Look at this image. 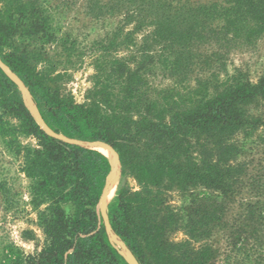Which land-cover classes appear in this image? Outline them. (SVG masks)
I'll return each instance as SVG.
<instances>
[{"label":"trees","instance_id":"1","mask_svg":"<svg viewBox=\"0 0 264 264\" xmlns=\"http://www.w3.org/2000/svg\"><path fill=\"white\" fill-rule=\"evenodd\" d=\"M87 5L95 15L123 14L128 21L137 17L140 26L152 25L153 39L178 44L179 55L191 52L187 43L213 31L215 23L224 35L247 42L264 34V0H87ZM120 29L108 44L119 43ZM18 36L32 37L31 49L17 44ZM40 39L68 50L69 38L55 35L35 0H0V61L28 89L46 126L72 140L52 135L38 123L0 65V111L16 120L18 134L37 140L36 146L18 142L17 151L29 180L28 205L45 237L34 254L5 244L0 264H130L110 242L98 213L111 164L86 144L94 141L108 144L119 158L121 184L108 221L138 264H211L217 255L211 244L195 248L190 239L177 242L170 235L183 227L198 239L196 225L215 227L222 207L199 205L182 215L167 203L161 187L202 185L225 197L232 194L240 170L228 163L236 147L227 140L249 124L246 106L264 99V74L256 82L235 80L213 94L204 91L186 106H174L143 98L145 80L138 68L112 59L107 79L91 92L90 102L79 103L60 93L59 75L37 69L43 47L34 45ZM257 123L262 122L253 121ZM129 176L138 190L126 184ZM5 184L0 180L6 198L11 192Z\"/></svg>","mask_w":264,"mask_h":264},{"label":"rangeland","instance_id":"2","mask_svg":"<svg viewBox=\"0 0 264 264\" xmlns=\"http://www.w3.org/2000/svg\"><path fill=\"white\" fill-rule=\"evenodd\" d=\"M35 1L48 16L55 35L69 38L68 50L55 41L40 39L36 42L34 46L43 47V59L37 62V69H48L53 76L59 75L60 93L79 103L90 102L91 92L107 79L112 59L124 61L129 68H138L145 80L141 85L143 98L166 104L175 102L174 106H186L204 91L213 94L234 84L235 80L256 82L264 74V34L247 42L224 35L220 25L215 23L213 31H203L201 38L187 43L186 48L190 47L191 52L179 55L178 44L164 39L155 41L153 26L146 25L148 23L138 25L137 17L128 21L123 14L113 17L95 15L91 13L87 0ZM117 27H121L119 43L110 45L108 38L115 36ZM128 33L131 34L127 39L124 35ZM15 40L17 44H29L30 49L33 46L32 37L18 36ZM16 84L26 107L35 114L28 89L23 85L24 93L22 83ZM246 113L249 124L227 140L236 147L235 155L228 163L234 166V170H240L234 174L237 177L230 196L225 197L202 185L186 190L175 186L161 187L167 203L182 215L199 205L222 207L220 222L217 221L215 227L196 225L194 236L198 234V239L192 238L193 235L183 227L170 235L177 242L190 239L195 248L211 244L217 250L211 264H264V99L249 103ZM253 121L262 123L254 125ZM14 124V118L0 111V180H4L11 192L5 198L0 189V249L13 243L25 254H34L42 248L45 237L37 225L36 212L28 205L29 180L20 169L22 157L17 150L18 142L36 146L37 140L18 134L13 129ZM101 148L97 150L102 152ZM198 149L196 145V157ZM118 167L119 178L114 194L107 198L104 210L100 203L97 206L104 225L106 221L102 213L105 212L108 221L107 211L121 184L120 163ZM126 184L132 190L139 189L130 176ZM110 242L123 254L124 249L119 244Z\"/></svg>","mask_w":264,"mask_h":264},{"label":"water","instance_id":"3","mask_svg":"<svg viewBox=\"0 0 264 264\" xmlns=\"http://www.w3.org/2000/svg\"><path fill=\"white\" fill-rule=\"evenodd\" d=\"M0 65L6 70L7 73H9V75L11 76V78L15 79L16 82H21L15 75H13L3 64L0 63ZM22 83V82H21ZM23 86V83L21 84ZM23 92L25 93L24 91V86H23ZM29 97V100L31 101V104H32V98L30 95H28ZM33 105V109H34V112L35 114H33V116L36 118V120L38 121V123L40 125H42V127L50 134L52 135H55L59 138H63L67 141H72V140H68L66 139L64 136L62 135H56L55 133H53L47 126L46 124L43 122L39 112H38V109L36 108V106L34 104ZM74 142H77V143H81V144H85V143H82V142H79V141H74ZM89 147L91 148H95V149H98V146H105L107 148H109L113 154L115 155V162H110L111 164V170H110V173L107 177V181H106V185H105V188H104V191H103V194L100 198V201L99 203L101 204V207L102 209L104 210V207H105V204H106V200H107V196H108V193H109V190L110 188L112 187L113 185V181H114V178H115V175L116 173L118 172V166H119V158L116 154V152L106 143L104 142H100V141H94V142H89V143H86ZM103 214V217H104V220L106 221V232L110 238L111 241L119 244L130 256L131 260H132V263L130 262V264H138V262L136 261V259L134 258V256L130 253V251L127 249V247L125 246V244L119 240V238L112 232L111 230V227H110V224L109 222L107 221L106 219V214L105 212L102 213ZM123 255V254H122Z\"/></svg>","mask_w":264,"mask_h":264},{"label":"bare ground","instance_id":"4","mask_svg":"<svg viewBox=\"0 0 264 264\" xmlns=\"http://www.w3.org/2000/svg\"><path fill=\"white\" fill-rule=\"evenodd\" d=\"M30 103H31V102H30ZM31 105H32V104H31ZM101 147H102V148H101ZM98 148H101L103 154L108 158V160H109L110 162H115V155L113 154V152H112L109 148H107V147H105V146H98ZM118 178H119V174H118V172H117L116 175H115L114 181H113V185H112V187H111L110 190H109V193H108L109 196H107L108 199H110V198L112 197V195L114 194V192H115V187H116V183L118 182ZM123 251H124V252H123V256H124L129 262L132 263V260H131V258H130V256H129V254H128L125 250H123Z\"/></svg>","mask_w":264,"mask_h":264}]
</instances>
